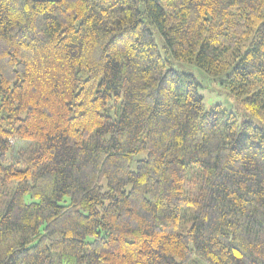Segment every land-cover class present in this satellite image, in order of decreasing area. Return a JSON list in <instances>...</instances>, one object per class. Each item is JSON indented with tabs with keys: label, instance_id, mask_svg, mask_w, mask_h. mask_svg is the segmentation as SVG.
I'll list each match as a JSON object with an SVG mask.
<instances>
[{
	"label": "trees",
	"instance_id": "16d2710c",
	"mask_svg": "<svg viewBox=\"0 0 264 264\" xmlns=\"http://www.w3.org/2000/svg\"><path fill=\"white\" fill-rule=\"evenodd\" d=\"M154 32L264 123V0H0V264H264V127Z\"/></svg>",
	"mask_w": 264,
	"mask_h": 264
},
{
	"label": "rangeland",
	"instance_id": "374dc122",
	"mask_svg": "<svg viewBox=\"0 0 264 264\" xmlns=\"http://www.w3.org/2000/svg\"><path fill=\"white\" fill-rule=\"evenodd\" d=\"M156 39L158 45L166 59L170 58L171 67L180 71L191 74L196 77L200 86L199 94L203 97L206 110H210L214 106H222L231 113H234L239 122L253 121L258 126L264 127V123L256 117L247 112L242 104L244 97L235 95L227 83V76L223 74L221 76H213L207 73L202 68L198 67L195 63L191 62H177L174 61L171 56L164 49V41L160 35L156 32ZM19 146H24V143H20ZM145 154L142 155V158ZM135 162L132 164V168L135 169Z\"/></svg>",
	"mask_w": 264,
	"mask_h": 264
}]
</instances>
